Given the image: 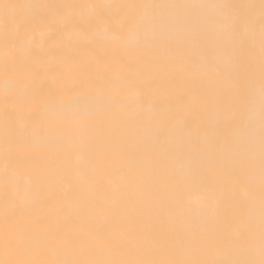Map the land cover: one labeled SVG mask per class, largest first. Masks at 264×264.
<instances>
[{"label":"bare ground","instance_id":"bare-ground-1","mask_svg":"<svg viewBox=\"0 0 264 264\" xmlns=\"http://www.w3.org/2000/svg\"><path fill=\"white\" fill-rule=\"evenodd\" d=\"M0 264H264V0H0Z\"/></svg>","mask_w":264,"mask_h":264}]
</instances>
